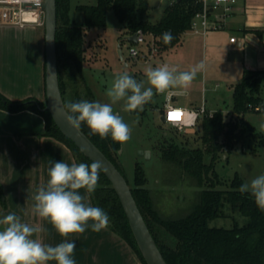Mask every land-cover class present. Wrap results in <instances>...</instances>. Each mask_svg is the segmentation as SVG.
Returning a JSON list of instances; mask_svg holds the SVG:
<instances>
[{"label":"trees","instance_id":"16d2710c","mask_svg":"<svg viewBox=\"0 0 264 264\" xmlns=\"http://www.w3.org/2000/svg\"><path fill=\"white\" fill-rule=\"evenodd\" d=\"M70 1L57 0V55L59 78L65 104L87 100L99 101L85 79V35L90 27H103L107 12L113 9L118 20L125 24L129 34L141 29L154 36V46L159 53L170 51L182 43L184 34L191 26L193 17L203 9V0H174L163 11L161 18L151 22L146 17L149 0H97L93 5H79L84 13V24H75L70 18ZM170 32L173 39L164 44L162 34ZM61 69L69 72L72 81L84 82L87 96L84 98L76 88L70 100L64 97ZM75 71V72H72ZM264 94V70L245 69L241 79L233 86L232 110L235 117L225 120L221 110L200 119L202 146L188 147L171 143L157 148L163 165L173 164L181 170L176 178L162 176L161 184L177 183L188 177L195 185V201L191 208L180 214L165 213L158 204L152 186L148 185L142 162L135 164V178L130 184L132 193L168 264H264V211L255 204L250 193H241L243 180L237 175L230 188L215 187L214 169L221 153L231 151L250 135H257L255 126L246 118L251 105L260 102ZM101 102V101H99ZM45 102L34 97L13 100L0 92V108L11 112L32 110L45 118V135L64 142L72 151L77 164L91 165L92 161L54 122ZM81 129L105 153L124 174L119 156L121 144L110 136L101 139L90 133L86 123ZM264 142V136L261 137ZM225 151V152H223ZM125 175V174H124ZM158 181V183H159ZM129 182V181H128ZM93 206L104 210L109 216L108 226L122 236L147 264L133 235L120 198L106 174L100 170L96 190L90 193ZM229 211L245 216L243 224L232 227L210 225V221L226 216Z\"/></svg>","mask_w":264,"mask_h":264},{"label":"crops","instance_id":"0c3cea01","mask_svg":"<svg viewBox=\"0 0 264 264\" xmlns=\"http://www.w3.org/2000/svg\"><path fill=\"white\" fill-rule=\"evenodd\" d=\"M218 12L219 9L213 11ZM194 36L199 42L196 44L193 39L188 43L189 58L181 62L180 71L201 62L206 65L205 71L197 74L188 89H171L164 93L161 105L153 104L159 119L168 102L184 108L205 104L208 110L217 111L207 107L208 82L217 81L215 88L221 82L231 84L233 99V86L245 69L264 70V0H239L222 29L212 30L205 37ZM233 36L234 42L230 41ZM200 42L202 59L198 57ZM180 45H184L183 40ZM153 47L151 50L157 52ZM207 49L210 60L206 59ZM179 91L185 94H177ZM0 92L13 100L46 99L44 27L0 24ZM44 133L45 118L41 114L28 109L11 112L0 108V219L15 213L22 222L41 229L32 238L44 244L74 242L76 264H144L133 247L109 226L98 233L89 226L84 233L61 237L49 221L33 212V197L39 188L46 187L53 163L77 164L64 142ZM78 191L93 206L90 194L85 189Z\"/></svg>","mask_w":264,"mask_h":264},{"label":"rangeland","instance_id":"374dc122","mask_svg":"<svg viewBox=\"0 0 264 264\" xmlns=\"http://www.w3.org/2000/svg\"><path fill=\"white\" fill-rule=\"evenodd\" d=\"M172 0H149V8L146 12L148 20L155 22L159 20L164 9ZM97 0H71L70 18L78 25L84 24V13L79 9V5H93ZM40 26V25H37ZM44 27L45 26H41ZM130 35L125 24L120 22L113 9L107 12V22L103 27H90L86 29L85 35V79L95 92V95L101 103H110L106 95L108 83L114 79L116 74L127 71L138 82H144L148 87L145 76V68H153L168 64L175 66L178 70L181 62L187 60L188 43L198 38L190 32L183 36L184 45H179L170 51L159 53L151 50L154 48V36L146 33L144 42H130L127 36ZM183 46V47H182ZM135 47L139 50V56L133 57L130 54V48ZM210 49V48H209ZM207 49L206 59L210 60V51ZM203 45L200 42V52L198 57H203ZM75 72V71H72ZM61 80L64 85V97L70 100L77 88L85 98L88 94L84 82L78 79L72 81L70 74L65 69H61ZM239 79V78H238ZM241 79V78H240ZM239 79V80H240ZM239 80H236L237 82ZM217 81L207 83V107L210 109H219L223 112L225 120L235 117L232 110V88L231 84L216 85ZM201 86V84H200ZM215 88L216 90L212 89ZM218 92V94H217ZM164 93H156L152 100L143 106V110L131 112L124 111V101L113 104V110L120 115L124 122L131 128L130 139L121 146L119 156L121 168L130 184H133L135 178V164L137 161L143 163L147 177L148 185L152 186L158 199L160 208L169 214H180L188 211L195 201V185H192L188 177L177 183L161 184L162 176L166 178L178 177L181 173L176 165H163L157 148L167 146L171 143L180 144L188 147L202 146L200 139L201 124L198 122L194 129L189 131L180 130L168 123H164L158 118V110L154 111V105L162 104ZM47 103L46 99L44 100ZM154 104V105H153ZM247 120L255 126L257 135H250L243 142L238 143L231 151H223L215 161L214 169L217 173L215 178V187L230 188L235 177L238 175L244 183H250L251 180L264 174V142L261 137L264 136V115L249 111L246 113ZM151 150V156L147 159L140 155V150ZM179 172V173H178ZM159 181V183H158ZM246 221L245 216L239 212H232L226 216H219L210 221V225L218 227H232L236 222L243 224Z\"/></svg>","mask_w":264,"mask_h":264},{"label":"clouds","instance_id":"9594fccd","mask_svg":"<svg viewBox=\"0 0 264 264\" xmlns=\"http://www.w3.org/2000/svg\"><path fill=\"white\" fill-rule=\"evenodd\" d=\"M172 39L170 32L162 34L164 44H170ZM205 68L204 62L186 71L168 64L155 68L149 66L144 70L148 87L124 71L116 74L108 83L106 95L110 103L87 100L69 102L64 105V118L76 130L81 128L82 123H86L91 134L99 135L101 139L110 136L114 142L123 145L130 139L131 128L114 112L113 104L124 101V111H142L143 106L152 100L154 90L161 94L171 89L186 90ZM177 94L185 93L179 91ZM100 170V163L95 161L91 165L73 163L71 166L62 161L54 162L48 172L46 187L39 188L33 197V212L49 221L61 237L84 233L89 226L97 233L105 229L109 224L107 213L86 203L87 197L78 191L85 189L87 193H93L98 186ZM239 191L242 194L250 193L257 207L264 211V174L250 183L242 184ZM0 225H3L0 228V264H47L49 261L76 264L73 258L76 248L74 242L51 246L33 239V235L41 229L22 222L15 213L5 215L0 219Z\"/></svg>","mask_w":264,"mask_h":264},{"label":"water","instance_id":"95a60500","mask_svg":"<svg viewBox=\"0 0 264 264\" xmlns=\"http://www.w3.org/2000/svg\"><path fill=\"white\" fill-rule=\"evenodd\" d=\"M27 7L35 8L37 5L27 4ZM39 7L43 9L45 18V87L47 103L44 109L50 112L54 122L65 136L70 138L92 161L100 163L101 170L112 182L120 198L133 235L146 263L168 264L145 221L125 175L81 128L76 130L66 122L56 44L57 0H44ZM127 40L137 42V34L128 35ZM161 120L164 122L163 116ZM139 154L149 159L151 150H140Z\"/></svg>","mask_w":264,"mask_h":264},{"label":"built area","instance_id":"2783aa9c","mask_svg":"<svg viewBox=\"0 0 264 264\" xmlns=\"http://www.w3.org/2000/svg\"><path fill=\"white\" fill-rule=\"evenodd\" d=\"M44 0H0V24L14 25L25 27L28 25L45 26L44 11L39 5ZM172 0L171 2H173ZM239 0H203V9L196 13L193 17L191 26L187 32L191 34L205 37L212 30H220L225 25V18L231 15ZM27 4H35L37 7H27ZM215 9H219L218 13H213ZM137 42H144L145 35L143 30L136 32ZM236 37L230 38L234 42ZM130 54L133 57L139 56V50L135 47L130 48ZM173 94L168 95V101L171 100ZM251 111L264 115V94L260 102L251 105ZM214 111L208 110L203 104L198 108H184L182 106L167 103L163 111L164 123H168L180 130L189 131L194 129L200 119L205 114L212 115ZM171 113H178V119H170Z\"/></svg>","mask_w":264,"mask_h":264},{"label":"snow or ice","instance_id":"6c2138e0","mask_svg":"<svg viewBox=\"0 0 264 264\" xmlns=\"http://www.w3.org/2000/svg\"><path fill=\"white\" fill-rule=\"evenodd\" d=\"M169 118L175 120L178 119L179 117L176 113H171Z\"/></svg>","mask_w":264,"mask_h":264}]
</instances>
